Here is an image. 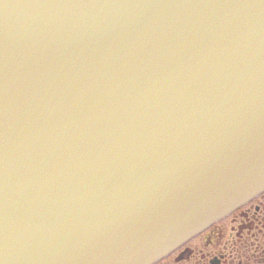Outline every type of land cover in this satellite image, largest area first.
<instances>
[{
    "label": "water",
    "instance_id": "obj_1",
    "mask_svg": "<svg viewBox=\"0 0 264 264\" xmlns=\"http://www.w3.org/2000/svg\"><path fill=\"white\" fill-rule=\"evenodd\" d=\"M264 192V0H0V264H157Z\"/></svg>",
    "mask_w": 264,
    "mask_h": 264
},
{
    "label": "flooded vegetation",
    "instance_id": "obj_2",
    "mask_svg": "<svg viewBox=\"0 0 264 264\" xmlns=\"http://www.w3.org/2000/svg\"><path fill=\"white\" fill-rule=\"evenodd\" d=\"M173 261L198 264H264V193L198 236Z\"/></svg>",
    "mask_w": 264,
    "mask_h": 264
},
{
    "label": "rangeland",
    "instance_id": "obj_3",
    "mask_svg": "<svg viewBox=\"0 0 264 264\" xmlns=\"http://www.w3.org/2000/svg\"><path fill=\"white\" fill-rule=\"evenodd\" d=\"M198 238L195 239L194 241H192V243L189 244V246L196 250L198 249ZM160 264H198L197 262H194L193 260L192 261H181L180 263H176L175 261H173V259L169 258L168 260L166 261H163L162 263Z\"/></svg>",
    "mask_w": 264,
    "mask_h": 264
}]
</instances>
